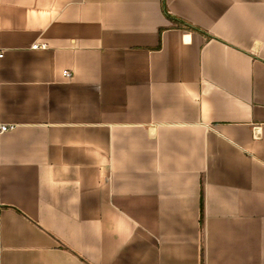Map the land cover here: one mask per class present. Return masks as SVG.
<instances>
[{"label": "crops", "instance_id": "obj_1", "mask_svg": "<svg viewBox=\"0 0 264 264\" xmlns=\"http://www.w3.org/2000/svg\"><path fill=\"white\" fill-rule=\"evenodd\" d=\"M1 126L0 264H264V0H0Z\"/></svg>", "mask_w": 264, "mask_h": 264}, {"label": "built area", "instance_id": "obj_2", "mask_svg": "<svg viewBox=\"0 0 264 264\" xmlns=\"http://www.w3.org/2000/svg\"><path fill=\"white\" fill-rule=\"evenodd\" d=\"M64 75H65L67 78L72 77V74L69 73V72H64ZM10 129H11V127L1 126V127H0V132H7V131L10 130Z\"/></svg>", "mask_w": 264, "mask_h": 264}]
</instances>
